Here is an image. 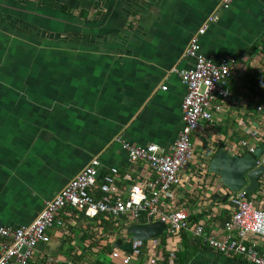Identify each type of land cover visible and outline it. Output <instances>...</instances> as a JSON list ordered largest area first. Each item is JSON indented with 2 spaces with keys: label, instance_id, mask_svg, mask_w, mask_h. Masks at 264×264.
<instances>
[{
  "label": "crops",
  "instance_id": "0c3cea01",
  "mask_svg": "<svg viewBox=\"0 0 264 264\" xmlns=\"http://www.w3.org/2000/svg\"><path fill=\"white\" fill-rule=\"evenodd\" d=\"M23 1L30 12L0 0V24H8L0 26V228L30 224L92 159L100 175L117 170L119 195L155 180L146 161H130L122 142L171 153L186 93L173 70L193 68L185 52L195 39L204 58L235 62L230 96L216 99L220 110L212 108L211 121L191 135L201 157L192 147L194 160L162 203L165 211L188 213L190 225L202 223L204 235L170 237L165 227L153 255L156 264H250L205 239L227 235L222 224L235 193L209 171L212 157L220 149L250 152L242 141L254 149L264 144V0H231L228 7L223 0ZM248 197L264 210V172ZM58 218L62 226L48 230L49 242L34 248L31 264H120L111 254L131 252L130 227L159 222L145 212L133 220L89 219L70 207ZM102 254L109 259H98ZM148 256L144 249L130 264H148Z\"/></svg>",
  "mask_w": 264,
  "mask_h": 264
},
{
  "label": "built area",
  "instance_id": "2783aa9c",
  "mask_svg": "<svg viewBox=\"0 0 264 264\" xmlns=\"http://www.w3.org/2000/svg\"><path fill=\"white\" fill-rule=\"evenodd\" d=\"M230 1L223 0L224 7H228ZM213 20V17L209 18L208 23ZM207 24L199 29L198 34L205 31ZM199 51L200 46L193 39L185 52L187 57L195 60L193 68L173 70L180 77L186 93L181 103L182 126L171 153L165 154L155 144L141 147L122 142L130 161H146L156 172L157 178L144 184L130 185L122 196L116 185L117 170L110 169L108 174L100 175L98 160L92 159L54 198L45 203L30 224L15 229L0 228V264H31L34 248L49 242L48 230L62 226L58 215L66 207L82 212L89 219L101 215H127L133 220L145 212L162 222L170 237L178 236L183 231L191 232L194 237H203L202 223L190 225L188 213L182 209L165 211L162 203V198H169L170 191L181 184V174L192 159L191 135L202 121H211L212 108L220 110V106L213 102L216 99L226 100L230 96L228 82L235 62L227 58L212 61L200 55ZM255 135L251 134L253 138ZM241 146L254 151L245 141L241 142ZM124 179L131 180L128 175ZM95 194L100 197L95 199ZM229 202L231 218L222 224L227 235L220 238L210 235L205 239L207 246L228 257H243L250 264H264V210L257 208L243 190L233 193ZM158 245L155 238L136 240L132 242L130 253L113 252L111 258L120 264H130L145 249L149 255L148 264H156L153 252ZM173 257L174 253L171 252L170 258Z\"/></svg>",
  "mask_w": 264,
  "mask_h": 264
},
{
  "label": "water",
  "instance_id": "95a60500",
  "mask_svg": "<svg viewBox=\"0 0 264 264\" xmlns=\"http://www.w3.org/2000/svg\"><path fill=\"white\" fill-rule=\"evenodd\" d=\"M264 144L253 152L232 156L226 151L218 150L211 159L209 171L219 176L220 182L231 192L240 190L252 194L258 187V179L264 172ZM258 161H261L259 163ZM227 197H223L224 201ZM162 222L144 226H131L129 232L132 240L156 238L164 230Z\"/></svg>",
  "mask_w": 264,
  "mask_h": 264
},
{
  "label": "rangeland",
  "instance_id": "374dc122",
  "mask_svg": "<svg viewBox=\"0 0 264 264\" xmlns=\"http://www.w3.org/2000/svg\"><path fill=\"white\" fill-rule=\"evenodd\" d=\"M17 2H19V4H21V5H23V9H26L25 11L26 12H30L31 11V8H26V5H25V1H23V0H16ZM20 6V5H19ZM18 8H22V7H18ZM14 20H11V21H9V25L11 24V23H13V24H16V26L18 25L16 22H13ZM0 26L2 27V26H8V24H4V25H1L0 24ZM6 39V38H5ZM10 41H14V37L13 36H10V37H8L7 39H6V43H5V45L4 46H6V45H8L9 44V42ZM6 55H4L3 56V59H2V62H6V61H8V63H9V60H8V58L7 57H5ZM192 147H193V149H194V151H195V153H196V155L197 156H199V159H200V157H201V155H200V153H202L201 152V149H199L198 147H194L193 146V144H192ZM194 157H195V155L192 157V159H191V161L190 162H192L193 160H194ZM98 257V259H103V258H107V259H109V257H107V255H98L97 256Z\"/></svg>",
  "mask_w": 264,
  "mask_h": 264
},
{
  "label": "trees",
  "instance_id": "16d2710c",
  "mask_svg": "<svg viewBox=\"0 0 264 264\" xmlns=\"http://www.w3.org/2000/svg\"><path fill=\"white\" fill-rule=\"evenodd\" d=\"M81 13H83V14L85 15V13H87V11L83 10V12L81 11ZM190 223H191V222H190ZM97 264H112V263H109V262H107V261H103V260H102V262H101V261H98Z\"/></svg>",
  "mask_w": 264,
  "mask_h": 264
}]
</instances>
